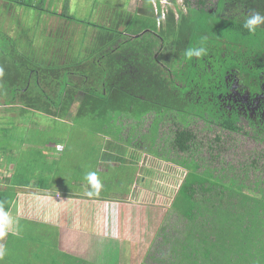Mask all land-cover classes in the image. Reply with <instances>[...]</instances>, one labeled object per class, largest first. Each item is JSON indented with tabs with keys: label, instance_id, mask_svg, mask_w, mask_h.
I'll return each mask as SVG.
<instances>
[{
	"label": "trees",
	"instance_id": "obj_1",
	"mask_svg": "<svg viewBox=\"0 0 264 264\" xmlns=\"http://www.w3.org/2000/svg\"><path fill=\"white\" fill-rule=\"evenodd\" d=\"M168 2L174 10L162 9L158 0L149 2L152 21L147 25L123 12L114 22H84L93 31L87 45L65 42L62 32L41 44L11 38L1 24L0 123L30 113L56 120L114 114L142 120L153 114L156 136L160 119L174 116L184 127L176 126L172 148L188 156L195 141L187 130L191 121L237 134L244 128L241 117L255 110L262 118L264 98H257L264 96V25L249 33L242 24L252 11L264 14V0H216L212 8L207 0H197L195 7L184 0L185 12L176 0ZM55 17L83 24L65 13ZM194 47L206 53L188 57L186 51ZM262 129L254 133L264 140ZM181 165L187 174L175 199L184 198L186 205L174 206L173 212L183 228L171 234L164 229L162 243L141 264H264L263 191L250 190L233 177L224 182L214 169L199 171L192 157ZM14 187L0 184V206L6 211L17 193Z\"/></svg>",
	"mask_w": 264,
	"mask_h": 264
},
{
	"label": "rangeland",
	"instance_id": "obj_2",
	"mask_svg": "<svg viewBox=\"0 0 264 264\" xmlns=\"http://www.w3.org/2000/svg\"><path fill=\"white\" fill-rule=\"evenodd\" d=\"M106 1L110 4L102 10L107 13L103 23L114 22L121 12L124 17L129 14L128 0H74L76 4L72 2L70 5L69 2L68 6L63 5L61 13L71 15L83 24L74 23L65 30L62 21L66 19L50 18L55 13L59 14L52 10L54 3L48 8L45 1L42 4L50 12L49 15L43 13L49 17L45 21L39 17L42 14L38 10L41 2L34 6L38 7L35 10L24 6L22 8L9 0L12 8L6 12L8 16L3 18L8 23L4 28L16 33L11 37L38 39L37 44L49 36L53 37L55 32L65 30L71 35V41L67 38L62 40L72 45H87L93 31L86 29L85 23L95 22L92 16L95 9L93 2ZM189 1L193 7L196 6L197 0ZM20 2L26 3L29 0ZM163 2L165 8L174 10L168 0ZM214 3L216 0H207L206 7L212 8ZM176 4L183 12L186 11L184 0H176ZM135 5H132L131 11ZM149 7L148 2L146 10ZM132 16L140 24L147 25L152 21L149 14L132 13ZM66 22L71 23L68 20ZM99 22L102 23L101 20ZM154 124L153 114L146 115L142 120H133L123 114L105 116L104 119L91 116L78 119L71 116L67 120H56L37 113L18 115L0 123V172L11 171L12 167L7 166L14 164L16 168L11 171L12 178L7 185H14L15 191L25 190L20 189V185L27 182L30 183L29 189L33 186L38 189L49 187L51 191L63 193L87 192L117 200L128 198L127 201L138 206L139 211V207H143V213L140 211L137 216L143 214L147 217L146 230L140 234V237L146 239V244L135 243L133 236L129 244L107 237L95 238L93 245L100 248L99 256L94 257L89 250L92 241H87L84 235L18 220L15 212L13 215L9 213L19 222V228L15 234L10 230L3 242H0L6 248V255L0 258V264H90L93 260L99 264L103 261V264H117L120 260L141 264L150 261L149 255L162 243L164 229L171 234L175 228H183L184 221L173 212V208L186 205L184 198L175 199V196L187 174L181 161L189 160V157L199 164V171L205 167L214 169L213 173L224 182L233 177L250 190L258 192L261 189L264 195V140L262 136L257 137L251 133L242 122V131L233 134L214 124L191 121L187 130L194 132L195 141L188 156L172 148L176 126L184 127L178 124V119L174 116L161 118L156 136ZM89 172L97 174L101 182L99 189L85 179ZM32 178L35 179L34 183L31 182ZM0 184L3 187L5 183L0 180ZM11 191L9 189L8 193Z\"/></svg>",
	"mask_w": 264,
	"mask_h": 264
},
{
	"label": "crops",
	"instance_id": "obj_3",
	"mask_svg": "<svg viewBox=\"0 0 264 264\" xmlns=\"http://www.w3.org/2000/svg\"><path fill=\"white\" fill-rule=\"evenodd\" d=\"M8 1L9 0H0V20L1 24L3 25L4 33L8 34L11 37V35L16 33L6 30V28H4V25L7 26L8 23L6 20L3 21V18H6L8 16L6 12H9L12 8V6L10 7ZM20 1L21 0H19V2ZM37 1L38 0H29L28 3H31L32 6H37V3L39 4L41 2L42 6L45 1L47 4L46 8H48L50 4L54 3L52 10L58 13L62 11V7L64 4V0ZM73 1L74 0H69L70 5ZM148 1L150 2V0H128L129 3L127 5V11L134 14L139 13L141 15H148V10L150 9V7L147 10L145 8L146 4H148ZM75 4L76 3L73 2V5ZM109 4V1L99 3L93 2L95 9L92 13V16L95 19L96 23H100L99 20H101V22L104 21V17L107 13H103L102 10L106 7V5ZM133 4H136V7L133 11H131ZM47 16V14H39V17L44 19L45 21L49 18H47ZM50 18L55 19V16ZM56 19L58 18L56 17ZM65 22L66 21H62V23H64L63 29L65 30L67 26L74 24ZM88 29L92 31L91 28ZM65 30L61 33L62 35H64V39H71V35L67 34ZM16 32H18V30ZM46 34L48 33L46 32ZM53 37L49 36V38ZM11 38L16 37L14 36ZM12 164L13 163H10L7 166V168L10 166L12 167L10 169L11 171L16 168H14V164ZM11 171L7 173H4L3 171L0 172L1 178L6 177V179H11ZM34 180L35 179L32 178L31 182L34 183ZM4 183L8 184L9 182L7 181ZM29 187L30 183H21L20 189L24 188L25 190L17 191L13 199V203L8 211L12 215L15 212V216L18 220L23 219L34 223L61 228L73 234H82L87 237V241H92V246L89 250H91L94 257L99 256L100 248L93 245V240L95 238L104 239L107 237L118 240V242L120 243L126 242L129 244L132 242L131 237L133 236L132 238H135V243L141 242L146 244V239L142 236L140 237V234H143L146 230L147 217H144L143 214L141 216L140 214L139 216H137L138 213L143 209V207H139V211L138 206L127 201L129 200L128 198L117 200L102 197L97 193L84 192L83 194H71L51 191L49 187H44L41 189H38V187L36 186H33L32 189H29ZM141 213L143 212L141 211ZM119 217L120 223L118 224ZM143 217L146 219L145 221ZM121 225L122 228H119V226ZM119 234H121V238H119ZM103 263L105 262L103 261L102 264ZM126 263L129 264V261L120 260V262H117V264ZM90 264L99 263H97L96 260H93Z\"/></svg>",
	"mask_w": 264,
	"mask_h": 264
},
{
	"label": "clouds",
	"instance_id": "obj_4",
	"mask_svg": "<svg viewBox=\"0 0 264 264\" xmlns=\"http://www.w3.org/2000/svg\"><path fill=\"white\" fill-rule=\"evenodd\" d=\"M158 1L160 3L163 0L162 1L158 0ZM150 2L152 3L151 0ZM161 8L165 9V2L163 5H161ZM154 14H157V11L156 12L154 11ZM262 25H264V14H262L259 11H252L251 14L244 19L242 27L246 29L249 33H255L257 28ZM205 53H206V48L204 47H194L186 51V55L188 57H192V56L201 57ZM0 74H2V69H0ZM85 179L94 188L99 189L101 187V182L98 179V176L95 172L87 173ZM18 228H19V222L15 218H13L8 211H6L2 206H0V240H2L5 236H7L10 230L12 231L13 234H15L18 231ZM5 255H6V248L5 246L0 245V258H3Z\"/></svg>",
	"mask_w": 264,
	"mask_h": 264
},
{
	"label": "flooded vegetation",
	"instance_id": "obj_5",
	"mask_svg": "<svg viewBox=\"0 0 264 264\" xmlns=\"http://www.w3.org/2000/svg\"><path fill=\"white\" fill-rule=\"evenodd\" d=\"M261 88H263V87H261ZM237 94H238L237 91L233 92V95L236 96ZM245 96H246L245 97V103H246L247 102L246 100H249V97H248V95H245ZM233 98H235V97H233ZM263 98H264V96L263 95L261 96V94H260L257 99H258V101H261V100H263ZM254 111L255 110H253L249 115H245V116L241 117L240 118V122H239L240 125H241V122H242V124L245 125L249 130H251V126H252V128L255 127V129H252V132H251L253 134H255L254 132L256 130H260L261 128L264 127V115H263L262 118H256V114H255ZM252 116H254V117H252ZM249 118H251V119H249ZM243 125H241V126L243 127ZM262 130L263 131L260 132V133L264 132V129H262ZM257 134H259V133H256L255 135L257 137H259Z\"/></svg>",
	"mask_w": 264,
	"mask_h": 264
},
{
	"label": "built area",
	"instance_id": "obj_6",
	"mask_svg": "<svg viewBox=\"0 0 264 264\" xmlns=\"http://www.w3.org/2000/svg\"><path fill=\"white\" fill-rule=\"evenodd\" d=\"M152 1V3L155 5V0H151ZM160 1H162V0H160ZM161 3V5H163L164 4V2L162 1V2H160ZM157 11V10H156ZM155 11V12H156ZM164 16H165V12L162 10V12H161V18H162V20L164 19Z\"/></svg>",
	"mask_w": 264,
	"mask_h": 264
}]
</instances>
